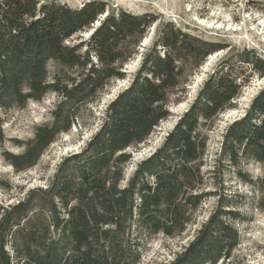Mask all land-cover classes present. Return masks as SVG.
<instances>
[{
    "label": "trees",
    "instance_id": "trees-1",
    "mask_svg": "<svg viewBox=\"0 0 264 264\" xmlns=\"http://www.w3.org/2000/svg\"><path fill=\"white\" fill-rule=\"evenodd\" d=\"M88 30L86 40L72 43ZM221 52L226 55L188 111L128 174L130 151L172 116L173 97L184 98L191 77ZM139 56L128 77L125 66ZM51 65L59 68L54 75ZM254 77L264 80V60L253 51L234 53L153 14L134 15L102 1L72 9L57 0H0V142L3 113L51 94L58 99L53 123L17 143L21 154H4L16 173L36 168L60 137L82 127L84 112L129 78L96 133L62 160L45 187L22 189V198L0 204V264H144L158 237L180 244L164 264H240L242 228L264 214V177L246 170L250 163L264 167V86L226 128L214 154L203 129L237 108ZM232 179L249 188L247 206Z\"/></svg>",
    "mask_w": 264,
    "mask_h": 264
},
{
    "label": "rangeland",
    "instance_id": "rangeland-1",
    "mask_svg": "<svg viewBox=\"0 0 264 264\" xmlns=\"http://www.w3.org/2000/svg\"><path fill=\"white\" fill-rule=\"evenodd\" d=\"M49 3L52 0H41ZM72 9H80L84 4L92 1H102L112 9H123L134 15L145 13L159 16L163 22H172L186 33L207 41L223 43L232 52L251 50L264 60V4L260 8L254 2L264 3V0H57ZM98 24L95 26L97 27ZM91 35L90 30L75 37L72 43H79ZM155 35V28L142 43L141 52L149 48ZM226 55L219 53L209 58L205 65L196 72L185 87L187 94L173 97L170 106L171 117L162 123L153 133L146 144L133 148L132 165L128 174L132 173L139 162L150 156L163 143L164 139L174 129L179 119L188 111L196 99L204 81L212 73L215 64ZM141 57L139 56L127 66L125 72L132 77L137 71ZM59 68L50 66V73L54 75ZM126 81L117 82L103 95L100 104L84 112L79 126L74 127L70 134L63 135L46 152L38 166L26 173H16L6 162L5 153L21 154L23 149L17 143H25L34 138L36 129L53 123L52 112L58 101L55 95H48L41 102H30L24 109H16L3 113L4 141L0 142V204L10 205L18 198H22L23 190L34 187H45L52 178L57 166L67 155L79 152L99 128V119L106 106L120 91L128 85ZM264 86V80L253 78L250 86L246 87L242 96L236 101L237 108L222 114L213 125L204 128L203 133L208 137L210 148L217 152L226 128L234 121L242 118L252 99ZM179 100V101H177ZM95 116V119L94 117ZM246 170L255 178L264 177V167L250 163ZM233 190L243 194L246 204L251 202L248 187L236 179L231 180ZM214 202L206 205L201 221L207 217ZM243 244L236 253L240 264H264V214L256 213L253 222L242 228ZM179 242L163 237L156 238L150 247V252L144 264H164L171 261L173 253L179 251Z\"/></svg>",
    "mask_w": 264,
    "mask_h": 264
},
{
    "label": "bare ground",
    "instance_id": "bare-ground-1",
    "mask_svg": "<svg viewBox=\"0 0 264 264\" xmlns=\"http://www.w3.org/2000/svg\"><path fill=\"white\" fill-rule=\"evenodd\" d=\"M213 57H214V56H213ZM213 57H212V58H213Z\"/></svg>",
    "mask_w": 264,
    "mask_h": 264
},
{
    "label": "water",
    "instance_id": "water-1",
    "mask_svg": "<svg viewBox=\"0 0 264 264\" xmlns=\"http://www.w3.org/2000/svg\"><path fill=\"white\" fill-rule=\"evenodd\" d=\"M99 25V24H98Z\"/></svg>",
    "mask_w": 264,
    "mask_h": 264
}]
</instances>
